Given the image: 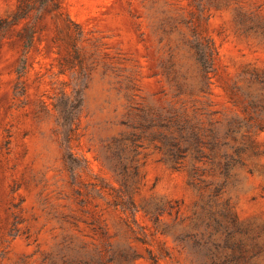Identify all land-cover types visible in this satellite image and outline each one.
<instances>
[{"label":"rangeland","instance_id":"374dc122","mask_svg":"<svg viewBox=\"0 0 264 264\" xmlns=\"http://www.w3.org/2000/svg\"><path fill=\"white\" fill-rule=\"evenodd\" d=\"M1 21L0 264H264V0Z\"/></svg>","mask_w":264,"mask_h":264},{"label":"trees","instance_id":"16d2710c","mask_svg":"<svg viewBox=\"0 0 264 264\" xmlns=\"http://www.w3.org/2000/svg\"><path fill=\"white\" fill-rule=\"evenodd\" d=\"M31 1H35V2L39 3L40 5H43L46 2H51L52 0H31ZM28 8H29V4H26L23 8H21L20 9L21 14H17L16 18L21 17V15L23 13H25L26 9H28ZM18 13H19V11H18ZM0 23H3V21H1ZM200 61H202V60H200ZM202 66L205 67V62H203V61H202ZM194 244L196 245V247L200 246V242H198V241H194Z\"/></svg>","mask_w":264,"mask_h":264}]
</instances>
